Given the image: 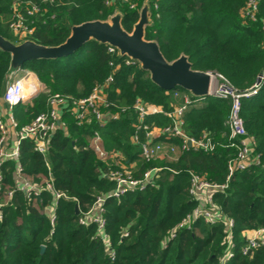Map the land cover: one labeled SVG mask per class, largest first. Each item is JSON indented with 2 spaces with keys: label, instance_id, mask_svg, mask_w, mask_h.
<instances>
[{
  "label": "trees",
  "instance_id": "obj_1",
  "mask_svg": "<svg viewBox=\"0 0 264 264\" xmlns=\"http://www.w3.org/2000/svg\"><path fill=\"white\" fill-rule=\"evenodd\" d=\"M143 1L117 3L124 14L122 24L129 32L139 18ZM248 1L150 0L153 26L147 27L146 39L156 40L167 60L184 53L193 69L215 72L232 86L246 89L264 68V0L260 1L256 21L241 15ZM20 2L26 24L33 28L28 37L44 46L62 44L73 25L106 19L115 9L105 0H55L53 4H43L42 11L31 16L26 11L27 5L40 0ZM131 4L137 6L131 8ZM13 5L14 0H0V35L19 41L21 38L10 28ZM127 59L111 53L108 45L90 40L75 53L57 59L32 60L24 65L23 69L33 71L46 89L13 108L20 125L31 122L48 108L50 94L87 97L110 75L113 80L107 92L111 104L107 110L120 116L100 129L96 121L78 125L66 113L67 129L52 136L46 156L34 150L31 140L22 142L20 161L25 174L42 183L52 173L55 188L70 198L59 201L52 223L47 214L53 203L50 192H43L40 200H34L17 190L0 219V264H264V247L250 254L243 252L247 243L245 233L264 226V85L258 96L244 99L241 108L246 128L256 139L255 152L260 155L262 165L236 171L228 188L215 195L216 203L234 220V257L224 261V222L209 224L195 219L190 228L178 229L174 238L170 233L196 206L189 194L190 172L215 183L227 179L229 162L237 154V149L230 146L231 101L215 96L198 98L184 114L183 131L194 138L209 135L216 144L214 151L190 148L182 151L177 160L147 162L140 157L139 146L131 141L139 123L133 110L135 101L140 99L172 111L183 105L184 96L190 93L180 87L166 90L157 86L148 72L136 62L128 64ZM10 60V53L0 50V98ZM176 91L179 96H175ZM172 124V119L164 114L149 115L143 123L160 130ZM98 129L108 151H119L123 163H135V176L161 168L153 172L154 185L107 199L103 215L114 259L99 236L97 225L79 223L81 213L88 211L98 196L115 188V183L103 174L117 168L116 162L103 161L88 148ZM140 136L142 141L146 140L144 131ZM158 140L165 141V137ZM166 141L182 144L178 137ZM15 167L12 160L3 165L4 192L16 187ZM74 198L78 200V214ZM125 232L127 236L123 235Z\"/></svg>",
  "mask_w": 264,
  "mask_h": 264
},
{
  "label": "built area",
  "instance_id": "obj_2",
  "mask_svg": "<svg viewBox=\"0 0 264 264\" xmlns=\"http://www.w3.org/2000/svg\"><path fill=\"white\" fill-rule=\"evenodd\" d=\"M130 0H105L108 6H114L118 2L128 3ZM261 0H249L241 11L243 18L256 21L259 13ZM55 0H40V2L28 4L26 11L29 15H34L42 11V5L45 3L53 4ZM137 4H131V8H135ZM14 13L10 28L16 36L22 39L29 38L33 28L26 24V17L23 14V7L20 0H14ZM262 31L264 35V19L262 20ZM111 53L119 52L116 48L108 46ZM127 58V57H126ZM127 63H135L131 59H127ZM113 65V63H111ZM31 79H34L32 81ZM113 77L110 75L106 81L96 86L87 97L75 98L71 95H63L61 93L50 94L47 99L48 108L37 115L31 122L20 125L16 119L13 108L20 104L31 101L41 91L46 88L38 79L37 75L28 69H21L13 78L8 86L6 93L0 98V219L3 218V209L13 198L14 193L18 190L26 198L40 200L43 192H50L53 197V203L47 209L51 222L56 219V209L62 198L70 197L63 191L57 190L53 183V174L50 173L42 183L31 180L25 172L21 164V146L25 140H31L34 150L43 155H47L50 148V140L58 130L67 129V121L64 115L70 114L78 125L92 124L93 121L97 125L104 128L111 121L119 118V113L111 112L107 88L112 82ZM216 83V84H215ZM264 85V68L258 75L254 84L246 89H238L217 74L214 76V83L211 90V96L223 99H230L231 109L228 118L230 128L231 147L237 149V154L232 158L228 165V176L224 183H215L207 180L195 172H190V188L189 194L196 202V206L192 212L188 213L182 221L174 228L170 235L171 238L176 236L177 230L180 228H190L193 220L202 219L204 222L214 224L216 222L225 223V242L226 253L224 261H229L234 257V220L227 216L223 208L216 203L215 195L220 191L228 188L229 180L236 171L245 170L252 165H262L261 157L255 152L257 146L256 139L249 134L245 121L241 115L242 101L244 99L253 98L260 94ZM180 92L176 91L175 96H179ZM198 98L194 99L191 95L184 96V103L175 107L172 111H164L162 107L154 104H146L138 99L133 105V110L138 116L139 123L135 125V131L132 134L131 141L139 146L140 157L150 162L155 159L177 160L182 151L193 148L195 150H203L212 152L216 148V144L212 138L204 134L200 138L188 136L183 131L184 114L189 106L193 105ZM126 111V108L123 109ZM152 114H164L172 119L173 124L162 130L150 129L149 126L143 125L147 116ZM145 132L146 140L142 141L140 134ZM165 137V141H159L161 137ZM181 138L182 144L177 146L168 143L166 140L171 138ZM191 142V146H189ZM88 148L92 149L96 155L103 161L114 160L117 168H111L104 172L103 176L115 183L114 190L107 195L97 197L95 204L86 212L79 216V223L88 226L94 223L98 227L99 236L102 238L106 248L109 250L111 259L115 257V251L105 231L106 220L104 218V205L107 199L114 197L120 198L128 192H136L144 190L149 185H154L153 172H158L161 168L156 167L145 171L141 177L134 175L133 169L135 163H123V155L119 151H108L103 143V136L100 130H96L90 138ZM8 160L16 163L15 181L16 187L4 192L2 183L4 181L3 165ZM47 166L49 164L47 163ZM264 167V165H263ZM50 170V167H49ZM78 205L77 198H74ZM79 206V205H78ZM246 245L243 248L245 254H250L254 249L264 247V226L248 230L246 233ZM127 236L128 233L123 234ZM249 251H251L249 253Z\"/></svg>",
  "mask_w": 264,
  "mask_h": 264
},
{
  "label": "water",
  "instance_id": "obj_3",
  "mask_svg": "<svg viewBox=\"0 0 264 264\" xmlns=\"http://www.w3.org/2000/svg\"><path fill=\"white\" fill-rule=\"evenodd\" d=\"M123 17V12L115 9L106 19L73 25L70 35L58 46H44L30 38L12 41L0 35V50L11 55L2 94L6 93L14 76L27 62L67 56L78 51L88 41L95 40L116 48L121 58L127 57L138 63L149 73L151 81L163 89L174 90L180 87L193 97L202 99L211 96L215 72L193 69L189 57L184 53L169 61L156 40L146 39L147 27L153 26L150 0L143 1L139 18L130 32L122 24ZM188 144L191 146V142ZM75 211L76 214L79 213L78 205L75 206ZM44 250L45 247L42 246V251Z\"/></svg>",
  "mask_w": 264,
  "mask_h": 264
},
{
  "label": "rangeland",
  "instance_id": "obj_4",
  "mask_svg": "<svg viewBox=\"0 0 264 264\" xmlns=\"http://www.w3.org/2000/svg\"><path fill=\"white\" fill-rule=\"evenodd\" d=\"M114 7H115V9H119V8H118V6H117V4H116V5H114ZM115 9H114V10H115ZM119 10H120V9H119ZM215 84H216V83H215ZM167 159H168V158H167V157H165V159H164V160H167Z\"/></svg>",
  "mask_w": 264,
  "mask_h": 264
},
{
  "label": "bare ground",
  "instance_id": "obj_5",
  "mask_svg": "<svg viewBox=\"0 0 264 264\" xmlns=\"http://www.w3.org/2000/svg\"><path fill=\"white\" fill-rule=\"evenodd\" d=\"M32 81H34V79H31Z\"/></svg>",
  "mask_w": 264,
  "mask_h": 264
}]
</instances>
